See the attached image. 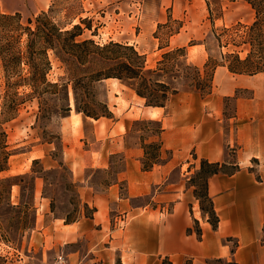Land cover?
I'll return each instance as SVG.
<instances>
[{"label":"trees","instance_id":"16d2710c","mask_svg":"<svg viewBox=\"0 0 264 264\" xmlns=\"http://www.w3.org/2000/svg\"><path fill=\"white\" fill-rule=\"evenodd\" d=\"M244 1L254 11L253 20L248 24L213 28L211 42L218 53L212 54L213 47L208 37L205 38L202 44L208 56L202 67L188 60L186 46L166 50L155 66L149 67L145 55L133 45L113 40L99 44L91 38L78 39L83 33L82 24L91 28L89 20L81 16L80 0H52L47 11L39 13L34 20L27 19L26 24L22 23L19 13L0 10V67L3 73V82L0 83V173L9 169V158L13 154L2 124L14 119L21 106L33 98L37 99L39 118L51 114L67 116L73 109L82 115L83 120H97L112 117L107 100L98 99L95 90L97 84L108 78H115L133 90L144 99L145 106L165 107L180 89L201 95L210 93L213 73L218 66H226L235 74H264V0ZM206 3L210 9L209 2ZM75 19L78 22H74ZM223 48H226L225 52ZM51 56L64 68L66 81L63 78L55 82L47 79L52 68ZM69 84L73 92L72 108L69 104ZM136 132L139 133L136 135L137 145L143 150L140 160L142 170H151L171 157V150L164 149L162 145L161 120L134 119L126 135ZM125 146L128 147L126 142ZM252 161L258 160L252 158ZM227 166L225 159L211 162L202 158L198 169L189 178L200 210L213 228L217 226L218 216L207 192L208 180L212 175H232L240 169L236 161L228 170L225 169ZM248 170L253 173L251 167ZM60 171L70 172L63 162H58V167L44 169L37 158L32 160L29 172L0 176V242L8 246L21 244L22 238L34 229L38 209L35 196L37 178L43 180L42 197L50 198V210H54L53 197L47 195L46 189L57 183L48 181L47 176ZM118 172H113L115 176L105 183L103 190L117 182ZM255 178L262 180L257 174ZM14 186L17 187L15 195ZM68 186L78 188L73 180L65 184V188ZM203 201L208 202V209L203 208ZM83 208H88L90 212H82L79 217L56 218L73 222L81 216L92 217L96 210L85 202ZM194 222L197 225L194 231L200 237L198 221ZM217 262L221 263V260ZM162 264L172 263L163 258Z\"/></svg>","mask_w":264,"mask_h":264},{"label":"crops","instance_id":"0c3cea01","mask_svg":"<svg viewBox=\"0 0 264 264\" xmlns=\"http://www.w3.org/2000/svg\"><path fill=\"white\" fill-rule=\"evenodd\" d=\"M192 49H196L200 56L206 51L202 43L189 46V51ZM108 80L123 85L115 78L105 79ZM212 82L223 97L233 95L240 88L252 89L257 96L264 92L263 73L235 74L222 65L216 67ZM123 86L135 99L144 101ZM113 93H116L114 97L128 101L127 108L130 106V94L126 96L120 90ZM182 106L171 107L164 114L165 107L143 105L148 118L161 120L162 145L172 151L171 157L145 171L138 159L143 155L142 148L124 145L127 154L136 156L127 160L125 170L119 175V179L127 184L123 195L117 184L100 192L89 186L79 189L83 202L96 209L92 217L81 216L73 222L53 217L44 222L43 215L49 210L48 203L41 201V212L30 242L42 248L44 257L48 253L53 259L62 250L70 264H162L163 258L172 264H264V179L258 181L246 168L250 159L264 157V128L260 133H251L248 123L239 125L235 138L230 141L239 145L240 169L232 175L218 173L209 177L207 192L218 216L217 226L213 228L202 216L184 178L198 169L202 158L211 162L222 161L225 140L221 129L205 115L203 107L186 105L184 109ZM132 113L130 110L131 117H134ZM74 116L81 118L80 113L74 112ZM64 119L68 125L71 115ZM121 123L123 126L119 130ZM64 124V160L75 178L81 181L85 159L76 151V136L70 128H64ZM127 125L119 119L111 128L120 133L127 129ZM193 154L195 158H192ZM100 158L99 155L90 159L96 164ZM176 167L180 172L179 180L165 184ZM160 184H164L161 190L153 192V186L160 188ZM148 194H152L151 201L132 203L133 199ZM195 220L201 229L200 237L194 231ZM189 228L191 232L187 231Z\"/></svg>","mask_w":264,"mask_h":264},{"label":"rangeland","instance_id":"374dc122","mask_svg":"<svg viewBox=\"0 0 264 264\" xmlns=\"http://www.w3.org/2000/svg\"><path fill=\"white\" fill-rule=\"evenodd\" d=\"M207 1L210 9L207 6ZM51 3L52 0H0V10L4 13H19L22 23L26 24L27 19L34 20L39 13L47 11ZM80 3L83 9L81 16L89 20L91 28L89 29L82 24L83 33L77 37L78 39L91 38L99 44L113 40L133 45L136 50L145 55L146 64L149 67L155 66L163 52L178 46H186L188 60L202 67L208 56L207 52L203 51L202 56H200L196 49L189 51V46L202 43L208 37V42L213 47L212 54L217 55L218 49L211 42V30L237 23L248 24L254 18V11L244 0H80ZM74 22H78V19H75ZM177 30L178 32H176ZM203 47H205L204 44ZM160 48L162 50H159ZM222 51L225 52L226 48H223ZM51 60L52 68L47 74V79L55 82L63 78L66 81L67 75L64 68L52 56ZM2 82L3 73L0 67V83ZM68 88L69 104L72 108V85L69 84ZM95 90L98 99L107 100L112 117H101L98 121L91 118L83 120L82 115L81 118L75 117V111L72 109L69 112L71 119L67 125V119H64L66 116L51 114L39 118L37 99L33 98L21 106L14 119L2 124L7 134V143L13 150V154L9 158V169L0 173V176L29 172L32 160L37 158L40 159L44 169L58 167V162H63L70 171H60L57 174L47 176L48 181L57 183V185L46 189L47 195L53 197L54 200L55 208L53 211L50 210L49 206L50 198L42 197L43 180L41 178L36 179L37 217L38 213L41 212L39 211L41 201L48 203L49 212L43 215L44 222L53 217L68 216V218H72L74 216L79 217L82 212L89 213L88 208H83L79 189L82 186H89L93 191H104L105 183L112 176H115L114 171H119L117 182L114 184H117L120 194L126 192V181L119 179V175L125 170L127 160H131L136 155L127 154L123 146L125 142L129 147L138 146L136 135L139 133L136 132L127 136L126 132L132 120L148 118L143 107L144 101L135 99L134 95L123 85H116L111 80H104L97 84ZM119 90L124 91L126 96L130 94L132 100L129 101L130 106L128 108V101L114 97L116 93L113 92H119ZM186 105L192 108L203 107L205 115L221 129V134L225 140L223 160L228 162L226 170L231 168L232 162L238 163L239 145L235 141H230L235 138L237 127L248 123L251 133H260L264 128V92L257 96L252 89L240 88L236 89L233 95L223 97L221 92L217 91V85L216 88L213 87V82L210 93L206 95L196 92H183L180 89L167 102L164 114L171 107L182 106L185 109ZM130 110L134 117H131ZM119 119H123L128 125L126 130L116 133L111 127ZM63 123H65L64 128H70L71 133L76 136L78 143L76 151L85 159L82 164L83 179L81 181L75 178L69 164L64 160ZM122 126L123 123H121L119 130ZM257 136L253 135V137ZM99 155L101 156L100 161L93 164L90 158L93 156L97 158ZM192 158H195L194 154ZM138 159L140 161L141 156ZM257 160V162H253L250 159L246 168L248 170L251 167L254 176L257 174L264 179V157ZM108 170L111 171L109 174ZM194 171L188 173L184 178L185 186L191 190H193V186H190L189 178ZM179 174L178 167L174 168L165 184L178 181ZM70 180H73L78 188L69 186L65 188V184ZM160 185V188L153 186V192L156 189L161 190L164 184ZM13 194H17L16 186L13 188ZM151 195L133 199L132 203L144 204L149 202ZM196 200L199 206V201ZM202 205L203 208H209L207 201H203ZM74 208L78 211L75 212ZM202 216L207 218L203 214ZM193 226L194 229L197 228L195 223ZM33 230L22 238L21 244L8 246L0 242V264H50L53 255L47 253L44 257L42 248L35 247L30 242Z\"/></svg>","mask_w":264,"mask_h":264},{"label":"built area","instance_id":"2783aa9c","mask_svg":"<svg viewBox=\"0 0 264 264\" xmlns=\"http://www.w3.org/2000/svg\"><path fill=\"white\" fill-rule=\"evenodd\" d=\"M50 264H70L68 259H67V256L66 254L62 251V250H59L53 260L50 262Z\"/></svg>","mask_w":264,"mask_h":264},{"label":"bare ground","instance_id":"6f19581e","mask_svg":"<svg viewBox=\"0 0 264 264\" xmlns=\"http://www.w3.org/2000/svg\"><path fill=\"white\" fill-rule=\"evenodd\" d=\"M116 81V80H115Z\"/></svg>","mask_w":264,"mask_h":264}]
</instances>
